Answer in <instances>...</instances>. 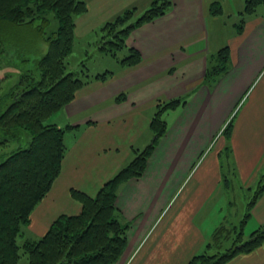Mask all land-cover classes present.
I'll use <instances>...</instances> for the list:
<instances>
[{
    "label": "crops",
    "instance_id": "1",
    "mask_svg": "<svg viewBox=\"0 0 264 264\" xmlns=\"http://www.w3.org/2000/svg\"><path fill=\"white\" fill-rule=\"evenodd\" d=\"M172 1L166 14L129 35L127 43L141 52L140 64L128 68L120 63L113 78L91 80L51 119L72 127L65 132L62 171L32 214L41 231L55 213L81 210L72 188L96 195L151 142L150 120L159 96L190 93L186 104L174 108L173 118L165 117L167 132L142 176L120 186L116 205L130 226L126 248L115 264H186L205 249L226 218L240 221L247 203L238 206L237 195L244 187L251 191L264 175V10L246 16L242 30L212 40L208 20L225 16L223 8L219 14L210 12L217 0ZM236 3L229 8L234 26L244 8L243 0ZM224 45L230 47L231 68L217 82H206L208 56ZM174 71L182 72V78H174ZM145 105L151 107L148 113ZM231 121L230 134L217 144ZM249 223L253 231L264 225V192L244 230ZM225 264H264V243Z\"/></svg>",
    "mask_w": 264,
    "mask_h": 264
},
{
    "label": "trees",
    "instance_id": "2",
    "mask_svg": "<svg viewBox=\"0 0 264 264\" xmlns=\"http://www.w3.org/2000/svg\"><path fill=\"white\" fill-rule=\"evenodd\" d=\"M243 2L242 24L246 16L264 8V0ZM172 4V0H153L140 17L112 32L109 44L116 50L106 48L104 52L117 56L118 49L126 46L129 51L120 58L121 63L127 67L140 64L141 52L127 45V38L138 26L166 14ZM86 9L85 0H0V55L19 46L20 40L14 38V33L19 24H32L31 21L36 19L34 11L38 14L55 11L60 20L57 37L51 39L49 50L32 60V66L23 70L18 81L0 97V147L15 145L0 160V264H18L23 254L27 256V264H115L126 248L130 226L116 205L120 186L132 177L142 176L148 158L167 132L164 114L186 104L190 94L158 98L150 120L151 142L107 179L96 195L72 188L71 195L81 203V210L60 214L40 238L26 239L19 245L17 237L22 226L29 223L34 208L62 171L67 151L65 132L72 125L60 126L51 119L73 101L92 78L106 81L112 72L107 70L93 76L85 62L72 69L66 66L65 58L71 52L74 40L73 16ZM210 9L213 14H219L221 3L213 2ZM135 10L125 11L118 17V22L133 17ZM27 14L30 16L28 21ZM242 24L238 25L239 30H242ZM23 58V63H30L29 58ZM230 68V47L224 45L208 56L205 81L217 82ZM3 80L0 79V87ZM122 95L117 98L120 100ZM254 189L240 221L235 223L226 218L215 228L205 249L194 254L186 264H225L237 254L253 251L264 243V225L252 231L248 239L244 238L245 223L264 192V175Z\"/></svg>",
    "mask_w": 264,
    "mask_h": 264
},
{
    "label": "rangeland",
    "instance_id": "3",
    "mask_svg": "<svg viewBox=\"0 0 264 264\" xmlns=\"http://www.w3.org/2000/svg\"><path fill=\"white\" fill-rule=\"evenodd\" d=\"M217 1L221 3V7L224 10L223 15L225 16H223L219 20H213L212 18L208 20L209 22L208 30L210 32V36L212 40L215 37H218V39H225L226 34L230 33L232 29L233 31L235 30L238 31L239 30L238 25L242 24V20H238L237 22L238 25L234 26L233 21L235 19L232 18V15H230L231 12L229 11L231 2L235 1L236 3L237 0H226L225 2H221V0H217ZM85 2L87 7L85 12L74 14L73 16L72 23L74 30L73 33L74 40H73L72 49L70 50L71 52L67 54L65 58L66 66L67 68L72 69L74 66L76 65L78 66L79 63L85 62L86 66L88 67L87 69L89 73L92 74L93 76L96 75V73H100L108 70V71H112L110 72L111 74L110 78H113V76H115V74L120 69V63H121L120 58L127 55L129 50L126 46H124L125 48L122 47L118 49L117 56L104 52L107 51L106 48L116 50V48L115 49L112 48V46L109 44V40L111 39V37H113L110 35L112 34V32L119 31L120 29L124 28L129 23L133 22L138 17H140V15L152 4L153 0H141L140 2H137V4L135 3V5L129 4L124 7L122 6L120 7L118 4L116 5L115 4L116 0H85ZM236 5L238 6V3H236ZM237 6H235L234 9H236ZM134 8L136 10L133 17L131 16L125 22H121V23L118 22V17L120 15H122L125 11ZM261 10H264V8L263 9L261 8ZM33 15H36L34 16L36 17V19L31 21L32 24H29L27 26L19 24L20 27L17 29V32L14 33L15 36L14 38L20 40L19 46L17 48H9L7 50L9 51L7 53L9 54V56L7 54L0 55V60H2V63H0V79H4L2 81V86L0 87V97L2 93L8 91V88L12 84L18 81L20 73L23 70L32 66L31 65L32 60L37 59L40 56L42 57L43 54L49 50L51 39L57 37L56 31H58L60 27V20L57 18L55 11H47L42 14H38L36 13V11H34ZM27 16H26V21H28V18L30 17L28 14ZM127 45L129 44L127 43ZM18 53L19 55L17 56ZM23 56L25 58H29L30 63L28 64L23 63L24 62ZM6 59L8 63H6ZM172 74L174 78L180 77V79L182 78L181 75H183V73L180 71L179 72L174 71ZM159 82L160 81H158V83ZM156 87L157 86L154 85L152 86L154 90ZM158 98H164V96H159ZM145 107H146L145 111L148 113V111H150L148 110V108L151 107L150 105H145ZM153 109L155 112V106H153ZM175 111L176 110H174V108L169 109L168 111H166V114L164 115L167 118L168 117L173 118L174 117L173 113ZM232 122L233 121H231L230 123L228 122L229 125L227 128L226 126L228 123L224 128H222L220 135H218V140L216 142L217 144L220 142L221 139H223V136L224 138L225 137L227 138V136L230 134ZM143 129L144 131L149 130L145 124H143ZM27 137H28L27 141L29 142L30 140L29 134H27ZM67 142H68V137H67ZM14 147H15L14 144H11L10 146H7L5 148L0 147V160L3 156H5V154H7ZM262 169H264V166L260 168V170ZM254 182L255 180H253V185L255 186ZM256 188L257 185L255 189ZM240 193H242L243 199H240L239 196ZM252 195H253V189L250 191L244 187L243 191L239 192V194L237 195L238 206L239 203L241 202H243V204L247 203ZM63 206H64V210L68 212V204H64ZM58 208L59 210H57L56 212H60L61 207ZM32 214L29 223H26L22 226L20 234L17 237V242L19 245L23 244L26 239L40 238L50 226L49 225L47 228L41 231L38 227L39 224L35 222V219H37V217L33 218L32 220ZM56 214L57 213H55L54 216L57 217L62 213L58 215ZM244 231H245L244 238L248 239L251 232L253 231L252 225L249 223L245 227ZM27 262H28L27 256L23 254L18 264H27Z\"/></svg>",
    "mask_w": 264,
    "mask_h": 264
}]
</instances>
